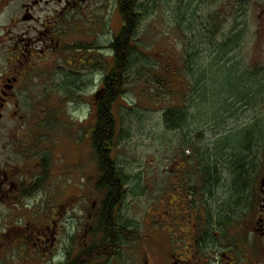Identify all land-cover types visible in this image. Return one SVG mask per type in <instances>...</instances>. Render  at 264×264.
<instances>
[{
  "label": "rangeland",
  "instance_id": "1",
  "mask_svg": "<svg viewBox=\"0 0 264 264\" xmlns=\"http://www.w3.org/2000/svg\"><path fill=\"white\" fill-rule=\"evenodd\" d=\"M78 1L65 9L66 0H0V90L2 79L18 78L11 101L18 103V115L11 120L9 111L1 123L0 163L35 192L18 204H0V264H72L90 249L99 253L81 261L102 264L105 242L98 227L105 191L97 187L101 171L91 136L96 96L103 76L115 67L109 45L123 21L120 0ZM137 1L139 51L113 109L117 135L111 157L126 181L113 218L125 234L145 240L183 233L179 221L162 220L163 195L193 214L203 205L229 206L236 197L229 167L240 157L247 158L254 188L258 182L252 168L264 141V0ZM89 48L92 66L76 69V82L65 80L74 77V64H86L82 57ZM142 65L145 78L138 74ZM20 75L27 76L21 81ZM169 109L183 114L180 128L167 127ZM20 115L22 124L6 139L5 126L13 127ZM29 125L40 129L39 151L53 163L47 178V167L25 166L28 158L16 135L24 131L27 137ZM60 204L70 209L60 210L57 240L40 246L36 232L46 227L29 220ZM85 223L91 225L89 238Z\"/></svg>",
  "mask_w": 264,
  "mask_h": 264
},
{
  "label": "flooded vegetation",
  "instance_id": "2",
  "mask_svg": "<svg viewBox=\"0 0 264 264\" xmlns=\"http://www.w3.org/2000/svg\"><path fill=\"white\" fill-rule=\"evenodd\" d=\"M78 3V0H66L64 8L71 9L70 7H75ZM85 47H79L77 50H83ZM99 51L103 55L107 54V52ZM112 57L115 59L113 53ZM82 58L87 61L86 64L85 61L81 60L78 65L74 64L73 68L75 70L69 73L70 76L74 77L65 80L76 82L78 69L88 71L92 66L90 48ZM73 61H77L76 58ZM82 65L88 66L83 67ZM26 76L20 75L21 81ZM1 81L4 82V89L0 90V131L2 130L1 123L8 116L9 111L11 112V120L18 115V103H14L18 94L15 92L18 87V78H6ZM14 97V102L11 104ZM23 119L24 116L20 115L17 121H11L14 123L13 127L8 128L5 126L8 131V135L5 133L6 139L16 131L18 125L22 124ZM39 130V128L34 129L29 125L27 126V137H23L24 131L22 136L20 134L16 136L23 143L21 152L25 153L26 158H28V164H25V166L42 167L43 170L47 167L44 173V177L47 178L51 162L50 164L47 163V159L39 151V143L37 142V132ZM28 134L32 136H28ZM6 145L7 143H5ZM244 147L248 148L249 146ZM253 158L252 170L254 169L255 172L256 169L255 176L258 181L255 188L252 183L253 180L250 179L247 188L243 189V194L234 197L229 206L223 207L218 203L208 207L203 205L196 214H193L192 210L181 211L177 208L179 204L176 200L168 199L167 201L163 195L160 201L166 209H162L161 212L166 213L167 217L162 220H165L168 224L179 221L183 225V233L169 235L166 232L145 240L134 233L125 234L122 230L118 234L101 236L100 238L105 242L103 252H101L103 254L101 257L102 264H264V141L257 147ZM251 164L252 160L249 162V165ZM42 173L43 171L40 169L39 175H35L38 179L35 183L36 188H39L43 178ZM13 175L12 167H8L7 163L3 165L0 163V204L9 201L18 204L35 193L31 184L20 183L19 180L13 179ZM234 183L235 181H233ZM122 197L121 195L116 199L115 214L118 213V206ZM106 198L107 196L104 193L100 203L101 213ZM49 200H52L51 194L44 201L47 203ZM67 205L53 206L50 213L42 214L40 217L36 215L29 220L30 222H42L39 224L33 223L35 226L46 227L45 229H37L36 232L40 246L47 243L51 238L54 241L57 240V221H59L60 210L66 207L69 210L70 208ZM221 211H224L225 215L221 214ZM158 214L160 215L157 212L156 216ZM44 218L45 220H43ZM26 224H29V222ZM26 228L30 229L29 226ZM84 228V236L89 238L91 225L85 223ZM27 234H30V231H27L25 235L27 236ZM26 236L25 238H27ZM31 236H33V232ZM86 245L88 246V243ZM97 253L99 252L90 249V254Z\"/></svg>",
  "mask_w": 264,
  "mask_h": 264
},
{
  "label": "trees",
  "instance_id": "3",
  "mask_svg": "<svg viewBox=\"0 0 264 264\" xmlns=\"http://www.w3.org/2000/svg\"><path fill=\"white\" fill-rule=\"evenodd\" d=\"M119 5L123 27L120 34L109 45V48L112 49L111 51L115 55V67L102 79V92L96 101L98 118L96 125L92 129L94 152L101 171L97 187L99 191H105L107 196L101 216L103 217V222L98 227V233L102 235L118 234L121 233V230L122 232L124 231L123 227L121 229L115 225V219L113 218L116 196L123 195L124 192L123 190L121 192V186L122 184L126 185L124 176L118 173V168L111 157L112 147L115 146V138L117 135V122L113 109L117 100L126 92L128 87V71L135 62L134 52L139 51L135 45L136 40L134 37L142 19L141 13L138 10L137 0H120ZM145 67H140V72L138 70V74L142 78H145L142 75V72L146 71ZM182 117L183 114H179V111L175 109H169L164 113L167 127L172 130L180 128L181 124L177 123V121ZM245 163H247L246 157H240L234 164L230 163L229 173L235 181L233 190H235L234 194L236 196L239 195L238 193L243 194V189L249 183ZM243 176H246L247 181L246 179L245 181L243 180ZM236 190L238 193H236ZM89 253L90 250H83L80 259H76L72 264H85L81 260L89 261ZM65 264H69V262Z\"/></svg>",
  "mask_w": 264,
  "mask_h": 264
}]
</instances>
